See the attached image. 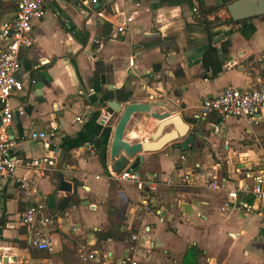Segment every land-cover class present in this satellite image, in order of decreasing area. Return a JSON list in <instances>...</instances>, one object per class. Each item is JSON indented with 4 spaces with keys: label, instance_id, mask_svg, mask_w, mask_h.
<instances>
[{
    "label": "crops",
    "instance_id": "obj_1",
    "mask_svg": "<svg viewBox=\"0 0 264 264\" xmlns=\"http://www.w3.org/2000/svg\"><path fill=\"white\" fill-rule=\"evenodd\" d=\"M4 1L14 11L0 24L16 13L17 0ZM228 4L56 0L47 5L45 17L33 23L34 46L20 52L18 76L26 91L12 98L15 114L9 129L20 167L0 185V264H182L192 246L202 250L200 264H264V203L242 193L229 203L227 192L210 187L224 181L229 189L251 185L264 169V111L253 127L233 118L200 119L204 98L228 87L247 88L255 74H264V17L235 23ZM214 7L221 8L212 12ZM75 31L88 35L86 44ZM205 46L197 64L189 53ZM32 81L44 85L42 103ZM114 100L120 103V115L131 103L166 100L198 131V140L187 149L178 140L144 153L138 171L143 186L107 177L101 154L107 131L100 121ZM55 125L59 133L54 145L31 139L33 132ZM159 125L148 114L136 115L127 137L151 141ZM174 130L167 127L165 132ZM63 151L66 171L57 168ZM43 157L53 164L36 170L23 166ZM60 173L83 185L64 212L49 204L54 192L56 205L65 196L57 191ZM21 177L30 181L33 197L57 221L52 251L34 248L22 223L31 202L20 189ZM149 183L157 190L147 191ZM111 227L132 232L133 242L98 245L97 233ZM81 243L96 253L95 261L78 259Z\"/></svg>",
    "mask_w": 264,
    "mask_h": 264
},
{
    "label": "built area",
    "instance_id": "obj_2",
    "mask_svg": "<svg viewBox=\"0 0 264 264\" xmlns=\"http://www.w3.org/2000/svg\"><path fill=\"white\" fill-rule=\"evenodd\" d=\"M56 0H17L15 15L0 24V117L2 126L0 129V185L3 177L15 175L20 167L19 160L12 154L14 143L10 139L9 129L14 121V109L12 98L26 91L25 83L19 78L21 70L20 52L34 46L33 23L42 20L46 15L48 4ZM97 3V0H92ZM124 31L123 27L119 28ZM253 82L247 88L228 87L220 95L206 97L200 106V119L207 120L211 116H217L222 121L230 118L246 121L250 127L258 126L264 111V74H255ZM31 82V86L35 85ZM82 121V117L76 119ZM59 133V127L54 126L49 131L33 132L31 139L48 145H54V140ZM186 159L185 156L182 157ZM53 164L48 157L24 161L23 166L27 169H39L43 166ZM113 177L120 181H130L143 186V180L139 173L124 170L120 175L112 173ZM188 179V177H186ZM20 189L31 202L23 215L22 223L31 233V242L39 251H52L53 233L57 228L54 216L48 213L46 204L33 197L30 181L21 177L17 180ZM226 181L212 183L210 187L215 190L227 192L229 203L236 201L239 195L252 196L256 201L264 203V169L256 176L251 185H240L234 189L227 187ZM147 191H156L155 183L147 185ZM150 211L151 207L146 206ZM78 231V227L72 230ZM134 239L138 238L134 236ZM78 255L83 263L96 260V253L91 251L85 243L78 248ZM136 264V263H132Z\"/></svg>",
    "mask_w": 264,
    "mask_h": 264
},
{
    "label": "water",
    "instance_id": "obj_3",
    "mask_svg": "<svg viewBox=\"0 0 264 264\" xmlns=\"http://www.w3.org/2000/svg\"><path fill=\"white\" fill-rule=\"evenodd\" d=\"M138 1V0H135ZM227 10L230 14L231 20L235 23L248 22L255 18L264 17V0H235L228 4ZM223 40V38L221 39ZM214 43H218L214 40ZM207 47L198 48L190 51L189 54L193 56L194 60H197V64L201 63L203 58V52ZM43 84H35L33 91L36 92V96L39 98V103L43 102L42 89ZM41 98V99H40ZM120 103L117 101H111L109 104V110L103 113L100 124H102L107 131L106 141L102 143L101 154L103 157L102 166L104 174L110 177L112 173L120 175L124 170L137 172L140 170L141 165L145 163L144 153H154L163 149L166 145L183 140L181 145L184 149H187L189 145H194L199 137L198 131H195L191 125H187L183 122L181 116L178 115L179 110L166 100H151L148 103H131L124 108V111L120 115ZM33 110V106H30L27 113ZM148 114L153 119L160 122V125L155 130L151 141H137L130 140L127 137L128 127L136 115ZM16 117L19 121V113H16ZM119 118V119H118ZM117 126L114 132L110 152L107 155L108 142L111 137L112 128L117 121ZM2 121L0 117V129ZM167 127H174V131L165 132ZM66 152L63 151L59 158L57 168L66 171L67 166L63 165ZM134 160L132 164L130 161ZM111 163V167H109ZM56 184L58 185V193H62L65 196L58 205L57 194H52L49 199V204L53 208H57L58 211L64 212L68 205H73L72 196L78 194V188L82 187V183L73 182L67 180L65 174L60 173L56 178Z\"/></svg>",
    "mask_w": 264,
    "mask_h": 264
},
{
    "label": "trees",
    "instance_id": "obj_4",
    "mask_svg": "<svg viewBox=\"0 0 264 264\" xmlns=\"http://www.w3.org/2000/svg\"><path fill=\"white\" fill-rule=\"evenodd\" d=\"M233 0H225L226 4ZM221 7H214L212 12L219 10ZM14 11L13 8L8 7V4L4 0H0V22L2 17ZM75 37L82 44H86L88 40V35L85 33H80L79 31H75ZM221 120V118H219ZM108 240H117V241H128L133 242V233L132 232H121L120 229L111 227L107 231H102L97 233V244L101 245V243L106 242ZM202 255V250H200L197 246H192L189 248L184 256L182 264H200V256ZM78 259L79 255H78ZM81 261V260H80ZM82 262V261H81ZM83 263V262H82ZM131 264V263H127Z\"/></svg>",
    "mask_w": 264,
    "mask_h": 264
},
{
    "label": "rangeland",
    "instance_id": "obj_5",
    "mask_svg": "<svg viewBox=\"0 0 264 264\" xmlns=\"http://www.w3.org/2000/svg\"><path fill=\"white\" fill-rule=\"evenodd\" d=\"M230 243H233V240Z\"/></svg>",
    "mask_w": 264,
    "mask_h": 264
},
{
    "label": "bare ground",
    "instance_id": "obj_6",
    "mask_svg": "<svg viewBox=\"0 0 264 264\" xmlns=\"http://www.w3.org/2000/svg\"><path fill=\"white\" fill-rule=\"evenodd\" d=\"M138 135V134H137Z\"/></svg>",
    "mask_w": 264,
    "mask_h": 264
}]
</instances>
